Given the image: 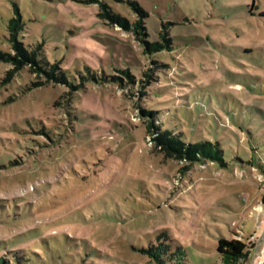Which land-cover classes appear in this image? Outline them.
<instances>
[{
	"label": "rangeland",
	"instance_id": "374dc122",
	"mask_svg": "<svg viewBox=\"0 0 264 264\" xmlns=\"http://www.w3.org/2000/svg\"><path fill=\"white\" fill-rule=\"evenodd\" d=\"M222 238L264 264V0H0V264H225Z\"/></svg>",
	"mask_w": 264,
	"mask_h": 264
},
{
	"label": "trees",
	"instance_id": "16d2710c",
	"mask_svg": "<svg viewBox=\"0 0 264 264\" xmlns=\"http://www.w3.org/2000/svg\"><path fill=\"white\" fill-rule=\"evenodd\" d=\"M18 21L12 19L9 28L11 31L15 32L18 28ZM153 49H159L160 45L153 43L151 45ZM23 53V50H20ZM167 134V133H165ZM163 134L161 138L166 141V145L175 149H179L181 152L186 151L188 156L195 162L202 159H206L213 163H221L223 166L226 164L223 161V152L220 150L218 145H212L209 141L198 142V143H188L182 142L180 138L174 137L171 139H166ZM184 148H187L183 150ZM201 158V159H198ZM250 248L248 245L240 240L225 239L222 238L218 242L217 252L222 257L225 264H240V261L244 262L248 259Z\"/></svg>",
	"mask_w": 264,
	"mask_h": 264
},
{
	"label": "built area",
	"instance_id": "2783aa9c",
	"mask_svg": "<svg viewBox=\"0 0 264 264\" xmlns=\"http://www.w3.org/2000/svg\"><path fill=\"white\" fill-rule=\"evenodd\" d=\"M243 200H246V198H245V197H243ZM240 264H243V262H242V261H240Z\"/></svg>",
	"mask_w": 264,
	"mask_h": 264
}]
</instances>
